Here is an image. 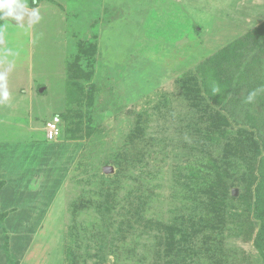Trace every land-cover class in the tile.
<instances>
[{
	"label": "rangeland",
	"instance_id": "rangeland-1",
	"mask_svg": "<svg viewBox=\"0 0 264 264\" xmlns=\"http://www.w3.org/2000/svg\"><path fill=\"white\" fill-rule=\"evenodd\" d=\"M18 2L0 264H264V0Z\"/></svg>",
	"mask_w": 264,
	"mask_h": 264
},
{
	"label": "clouds",
	"instance_id": "clouds-1",
	"mask_svg": "<svg viewBox=\"0 0 264 264\" xmlns=\"http://www.w3.org/2000/svg\"><path fill=\"white\" fill-rule=\"evenodd\" d=\"M27 11V7L25 4L19 3L18 0H0V19L5 17H10L13 20L20 23V26L23 27L21 23L24 20L25 12ZM30 23H34L39 20L38 10L33 9L30 13ZM5 98H7V93H5Z\"/></svg>",
	"mask_w": 264,
	"mask_h": 264
},
{
	"label": "trees",
	"instance_id": "trees-1",
	"mask_svg": "<svg viewBox=\"0 0 264 264\" xmlns=\"http://www.w3.org/2000/svg\"><path fill=\"white\" fill-rule=\"evenodd\" d=\"M45 1V0H31V7L34 8L36 7L40 2ZM61 118V117H60ZM46 125V124H45ZM63 135V120L61 119V135L54 139L57 140ZM52 140V141H54ZM259 202L264 203V181L261 183L260 188L258 189V197ZM258 248L262 255H264V230L261 232L260 237H259V242H258Z\"/></svg>",
	"mask_w": 264,
	"mask_h": 264
},
{
	"label": "built area",
	"instance_id": "built-area-1",
	"mask_svg": "<svg viewBox=\"0 0 264 264\" xmlns=\"http://www.w3.org/2000/svg\"><path fill=\"white\" fill-rule=\"evenodd\" d=\"M48 140H54L61 135V118L59 116L54 117L48 121L45 125Z\"/></svg>",
	"mask_w": 264,
	"mask_h": 264
},
{
	"label": "water",
	"instance_id": "water-1",
	"mask_svg": "<svg viewBox=\"0 0 264 264\" xmlns=\"http://www.w3.org/2000/svg\"><path fill=\"white\" fill-rule=\"evenodd\" d=\"M41 92H44V89H42ZM111 171H112V168H111V167H108V168L105 169V172H106V173L111 172ZM232 194H233L234 196H237V195H238V190H236V189L233 190Z\"/></svg>",
	"mask_w": 264,
	"mask_h": 264
},
{
	"label": "crops",
	"instance_id": "crops-1",
	"mask_svg": "<svg viewBox=\"0 0 264 264\" xmlns=\"http://www.w3.org/2000/svg\"><path fill=\"white\" fill-rule=\"evenodd\" d=\"M35 8V7H34Z\"/></svg>",
	"mask_w": 264,
	"mask_h": 264
}]
</instances>
